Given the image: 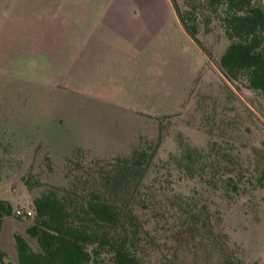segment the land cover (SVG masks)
I'll use <instances>...</instances> for the list:
<instances>
[{
	"label": "trees",
	"instance_id": "1",
	"mask_svg": "<svg viewBox=\"0 0 264 264\" xmlns=\"http://www.w3.org/2000/svg\"><path fill=\"white\" fill-rule=\"evenodd\" d=\"M187 4L186 10L173 4L186 33L209 58L201 33L223 32L228 46L215 61L217 71L255 93L264 117V0ZM218 116L221 134L205 149L185 140L175 155L160 159V142L141 138L129 154L111 160L76 152L64 187L29 176L25 184L37 191L32 216L24 217L36 247L16 234L19 264H264L243 259L209 196L232 202L264 189V139L249 144L253 130L242 114ZM189 185L188 193L181 190ZM15 213L0 199V234ZM6 256L0 248V260Z\"/></svg>",
	"mask_w": 264,
	"mask_h": 264
},
{
	"label": "rangeland",
	"instance_id": "2",
	"mask_svg": "<svg viewBox=\"0 0 264 264\" xmlns=\"http://www.w3.org/2000/svg\"><path fill=\"white\" fill-rule=\"evenodd\" d=\"M171 2L186 10L189 0ZM16 25L19 34L26 29V24L20 20ZM170 25L171 29L161 41H170L171 58L164 53L162 64L172 67L176 96L157 98L159 103L147 108L158 114L151 118L138 117L136 121L129 120L127 113L118 118L114 103L94 105L85 99L70 98L69 92L55 96L49 88L26 87L20 82L13 83L14 87L18 85L17 92H11L8 86L11 72L26 74V77L18 75L23 80L39 81L43 73L37 70L36 62L31 64L29 56H20L24 50L17 51L25 47V38L16 39L12 49L3 45L0 57V199L9 201L15 211L31 210L37 189L31 190L25 179L33 176L41 185L66 186L68 159L78 151L86 152L89 159L111 160L129 154L141 138L160 142V159L175 155L181 141L185 140L205 149L211 139H219L221 134L222 122L218 114L223 112V117H227L225 112L229 110V117L234 118L238 113L250 122L253 138L249 144L257 145L264 139V117L257 110L258 96L242 85L228 82L217 71L215 61L228 46L223 32L215 29L209 34L201 33V40L212 52L208 58L173 22ZM28 65L34 66L28 69ZM11 93L12 98H9ZM140 107L145 108L146 103L141 102ZM211 114H217L218 118H208ZM191 187L181 190L188 193ZM209 196L216 201L223 216V227L240 247L243 259L264 261V189L232 202L221 194ZM30 224V219H20L16 213L5 219L0 248L7 256L0 264H19L16 234L36 247V241L27 234Z\"/></svg>",
	"mask_w": 264,
	"mask_h": 264
},
{
	"label": "crops",
	"instance_id": "3",
	"mask_svg": "<svg viewBox=\"0 0 264 264\" xmlns=\"http://www.w3.org/2000/svg\"><path fill=\"white\" fill-rule=\"evenodd\" d=\"M19 20L26 24L20 34ZM172 22L190 37L171 0H0V57L3 45L12 49L25 38V47L13 50H24L20 56H29L43 73L42 81L23 80L18 75L26 74L15 70L9 89L16 93L19 82L36 85L55 96L69 92L94 105L114 103L118 118H151L158 113L147 106L176 96L172 67L162 64L171 50L170 41L161 39Z\"/></svg>",
	"mask_w": 264,
	"mask_h": 264
},
{
	"label": "built area",
	"instance_id": "4",
	"mask_svg": "<svg viewBox=\"0 0 264 264\" xmlns=\"http://www.w3.org/2000/svg\"><path fill=\"white\" fill-rule=\"evenodd\" d=\"M16 215L18 217H24V216H32L31 210L26 211V210H16Z\"/></svg>",
	"mask_w": 264,
	"mask_h": 264
}]
</instances>
